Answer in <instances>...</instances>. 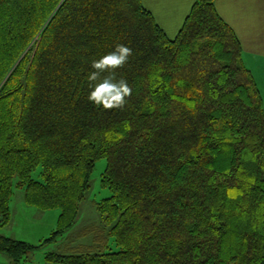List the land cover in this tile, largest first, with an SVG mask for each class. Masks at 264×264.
<instances>
[{"label":"trees","instance_id":"1","mask_svg":"<svg viewBox=\"0 0 264 264\" xmlns=\"http://www.w3.org/2000/svg\"><path fill=\"white\" fill-rule=\"evenodd\" d=\"M215 1L195 0L170 39L140 0H0V228L14 186L59 210L39 245L0 234L10 264L73 227L103 158L109 229L47 264H264V104ZM117 44L132 95L104 110L87 77Z\"/></svg>","mask_w":264,"mask_h":264},{"label":"crops","instance_id":"2","mask_svg":"<svg viewBox=\"0 0 264 264\" xmlns=\"http://www.w3.org/2000/svg\"><path fill=\"white\" fill-rule=\"evenodd\" d=\"M144 8L151 14L154 22L173 39L180 31L195 0H140ZM215 8L223 21L233 30L240 42L242 60L244 58L254 62L256 73L253 78L258 90L264 92V0H216ZM255 74V75H254ZM259 91V92H260ZM260 92V93H261ZM262 95V94H261ZM264 98V97H262ZM264 100V99H262ZM24 203V201H23ZM20 206L23 213H29L35 222V238L43 240L56 226V218H47L46 212L31 210L25 203ZM16 217V212H12ZM11 222V221H10ZM10 222L1 229L2 235L14 239L9 231ZM34 234H31V238ZM36 239V240H37ZM16 240V239H14ZM24 240V239H22ZM32 240V239H31ZM33 243V241H28Z\"/></svg>","mask_w":264,"mask_h":264},{"label":"rangeland","instance_id":"3","mask_svg":"<svg viewBox=\"0 0 264 264\" xmlns=\"http://www.w3.org/2000/svg\"><path fill=\"white\" fill-rule=\"evenodd\" d=\"M244 60L245 64L247 65L246 68L248 70H252L253 73H256L255 67L254 65H252L254 64V62L249 61L250 59H247L246 57L244 58ZM262 64H264V62H262ZM253 73H251L252 76ZM260 96L261 99H264L262 98L264 97V92H261ZM262 104H264V100H262ZM106 165L107 161L105 158L100 159L95 163L93 172L90 176V188L85 195L84 201L79 206V213L73 227L69 231L64 233L61 237H59L55 243L43 244L42 247L25 257L22 264H47L45 261V255L48 253L69 254V249L72 247H76L78 245H89L91 243V235L79 236V233L85 227L96 225L101 228L109 229L103 225V218L96 211V204L110 197V192L108 191V189L102 187L101 185V177L105 171ZM40 172L41 169L38 168L32 174V178L34 180H41ZM22 204H24L23 189L14 186L13 195L9 204L11 221L9 225L10 227H8L10 228L9 231L11 232L13 238L17 241L26 242L31 245H39L41 242H44L45 239L49 238L50 234L55 231L56 226L51 233L49 232L47 236L43 238V240L35 238V236L38 235L37 233H35V222L37 221L31 216V214L23 213V211L20 210V206H23ZM31 210L35 211L36 209L32 208ZM13 211L16 212V217L12 216ZM46 214L48 219L51 217L52 220L53 218H56L57 222L59 215L58 209L46 211ZM32 233L34 234V238H31ZM0 234H2L1 228ZM28 241H33V243ZM104 250L105 252H116L119 250V248L114 242L113 238H108L107 248ZM0 264H10L8 257L3 253H0Z\"/></svg>","mask_w":264,"mask_h":264},{"label":"clouds","instance_id":"4","mask_svg":"<svg viewBox=\"0 0 264 264\" xmlns=\"http://www.w3.org/2000/svg\"><path fill=\"white\" fill-rule=\"evenodd\" d=\"M133 55V50L117 44L113 51L91 62L87 100L104 110H122L132 95V88L123 77L117 78V70L122 69Z\"/></svg>","mask_w":264,"mask_h":264}]
</instances>
